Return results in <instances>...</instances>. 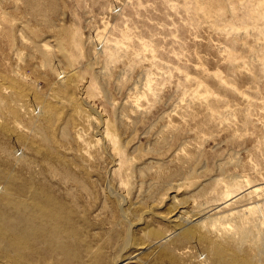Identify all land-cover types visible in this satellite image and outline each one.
Returning <instances> with one entry per match:
<instances>
[{"label":"rangeland","instance_id":"374dc122","mask_svg":"<svg viewBox=\"0 0 264 264\" xmlns=\"http://www.w3.org/2000/svg\"><path fill=\"white\" fill-rule=\"evenodd\" d=\"M230 185L244 194L224 206ZM17 186L64 209L77 264H117L131 230L129 258L178 208L222 220L227 257L264 264L246 213L264 211V190L247 195L264 186V0H0L1 211L30 201ZM176 248L189 264V240Z\"/></svg>","mask_w":264,"mask_h":264},{"label":"bare ground","instance_id":"6f19581e","mask_svg":"<svg viewBox=\"0 0 264 264\" xmlns=\"http://www.w3.org/2000/svg\"><path fill=\"white\" fill-rule=\"evenodd\" d=\"M17 187L19 188L20 194L32 190L31 187L29 188L28 186ZM233 188L234 187L231 185L227 187L222 205L227 206L244 194V191L237 193ZM263 190L264 186L262 188L254 187L252 190L250 189L247 191V195L257 194ZM51 197L50 192H48L46 188L33 189L29 202L17 203L13 208L14 211L10 213H8V211L6 212V210L5 212L4 210H0V264H13L14 261L18 264H52L49 263V259L54 254H59L61 258L65 260L57 261L56 259L55 262H57V264L79 263L78 259L81 258L82 250L78 251L77 254L67 257L64 256L62 240L65 237L69 239L75 238V235H69L70 232L67 230L66 226L71 225V220L64 212V209L58 208ZM179 205L180 204H178V206ZM10 210L12 209L10 208ZM183 213L184 212L178 208L173 214L171 213V218H164V220L171 225L172 231H170V234L155 241L151 245L139 246L137 244L138 247L132 252L134 255L124 259V257H126L124 256L125 253L128 252L130 248L134 247L131 230H129L123 240L121 255L118 256V258L116 257L117 264H127V260L131 259L138 260L146 251L153 249L154 254L152 259L155 260L153 264H156L155 262H157V264H182L181 260L176 257V245H182L188 242V240L191 244V255H193L189 264H243V262H236V258L227 257L226 254H224V249L216 245L212 241L213 239H211V235L216 237L221 236L219 224H221L220 221L222 220H217L214 218L215 216L212 217L210 214L203 212L192 216H187L188 214L185 216H178ZM246 213L257 216L259 221V225L257 226L264 228V211L262 204H249L246 207ZM140 224H142V222ZM191 225L199 226L205 231V234H201L200 232L193 233L190 231ZM241 234L245 236L244 232ZM172 239L174 243H172L171 246L168 242ZM70 246H73V244ZM28 258H31L30 262L32 263L28 262Z\"/></svg>","mask_w":264,"mask_h":264}]
</instances>
